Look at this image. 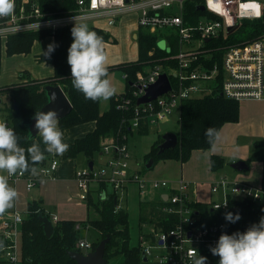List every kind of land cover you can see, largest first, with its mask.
<instances>
[{
  "label": "built area",
  "instance_id": "2783aa9c",
  "mask_svg": "<svg viewBox=\"0 0 264 264\" xmlns=\"http://www.w3.org/2000/svg\"><path fill=\"white\" fill-rule=\"evenodd\" d=\"M187 1L76 0L74 11L46 15L34 0H15L14 13L0 17V38L5 40L9 34L23 31L51 30L54 34L62 26L73 25L75 17L78 22L85 23L105 20L107 26H112L119 15L132 12L139 14L138 27L151 32L166 30L167 34L161 39L165 41L162 48L167 51L163 57L167 63L144 66L137 71L132 84L136 102L130 126L134 131L166 121L176 109L181 115L182 103L186 99L216 92L238 101L264 102V34L226 41L245 20L262 18L264 0H199L200 12L193 16L187 15ZM92 25L108 31L99 24ZM174 48L177 50L174 51ZM163 73L168 75L171 89L148 103L138 104V99ZM119 106L132 107L130 100ZM0 122L13 128L12 122L1 114ZM128 138L129 134L104 138L101 153L108 156L104 163L96 167L94 162L92 168L88 166L76 170L80 200H88L93 182L105 184L103 193L116 194L120 202L118 208L122 206L124 194L131 183L138 185L139 195L144 198L142 202L153 201V192L160 191L155 199L157 209L173 220V225L167 227L158 219L146 221L153 223V227L148 233L140 235L138 247L142 254H146L147 264H193L198 255L207 257L206 264H217V256L211 253L210 246L215 245L223 232L222 225L201 223V216L193 205L200 201L191 194L190 184L184 178L172 184L165 178H144L141 172L132 170ZM49 161L37 168V175L18 169L8 178L15 182L27 179L26 188L31 190L40 179L54 175L59 161L56 158ZM211 191L218 196L208 203L213 211L227 209L233 201L264 204V184L256 186L222 175L213 180ZM24 217V213L16 207L0 213V236L5 241L0 250V263L22 264ZM49 218L53 223L61 220L56 214ZM146 222L143 221L142 225ZM76 227L81 229L82 225L78 223ZM77 247L92 251V242L81 237Z\"/></svg>",
  "mask_w": 264,
  "mask_h": 264
},
{
  "label": "trees",
  "instance_id": "16d2710c",
  "mask_svg": "<svg viewBox=\"0 0 264 264\" xmlns=\"http://www.w3.org/2000/svg\"><path fill=\"white\" fill-rule=\"evenodd\" d=\"M21 2V0H18ZM37 2L46 15L47 14H65L74 11L77 8L76 0H34ZM199 0H189L186 3L187 15L193 16L199 13ZM73 25H66L58 28L54 34L51 30L23 31L9 34L5 41V48L8 55L29 53L36 41L42 40L51 35L57 47L50 56H44L41 52L38 56L40 61L51 63L55 67L53 76L44 79L29 78L15 83H11L0 88V93L9 95V103L0 107V114L7 117L13 124L18 144L27 149L33 142H39L42 151L44 144L39 134L33 138H28V124L33 118V114L38 112L46 103L47 95L45 88L47 85H61L70 99L73 109L64 118L59 120V127L63 130L89 121H95L96 127L93 131L87 133L84 137L77 138L69 144L65 157L76 158L80 153H84L88 162L94 161V155L100 154L106 137H121L133 133L130 121L134 116L135 97L133 86L136 73L139 69L149 64L167 62L163 57L167 51L159 45V40L167 34L166 30L151 32L149 29L139 27L138 34V58L135 61H128L108 67V75L115 68L121 69L126 78V90L123 93L114 94L110 97L109 108L101 110L99 100L86 99L84 94L72 85L70 65L67 63V49L72 42L71 28ZM99 36L103 37V42L116 39L110 32L95 25H89ZM237 31L244 33L245 37L238 39L253 38L264 34V14L262 18L256 20H245ZM236 37L228 38L226 41H234ZM237 39V40H238ZM4 50V39L0 38V68ZM105 53L106 49L104 47ZM177 48H174L176 51ZM25 75L22 74L21 78ZM119 96V100L117 97ZM130 100L132 107H120L119 104ZM240 117V101L228 98L221 92L208 94L205 96L186 99L182 103L180 115V129L177 132L179 143L174 148L160 151V145L163 143V135L160 134L157 140L152 144L150 151L145 155L146 160L154 158V165L161 160L177 159L186 162L193 150L209 149L214 143H209L205 136V129L214 127L218 132L220 128L228 122H236ZM145 135L150 132V126H145L137 131ZM31 167L39 168L49 162L51 154L44 152V159L33 164L25 153ZM253 161H260L263 164L264 171V137L257 139L253 150L246 160L248 164ZM226 163L224 157L213 154L211 156V166L214 170L222 168ZM153 165V166H154ZM106 188L101 183L97 193L91 192L87 203L89 212L95 211L98 217L88 218L86 220L61 219L54 223L55 231L48 238L44 232L40 214L51 217L40 201H30L25 211L24 223L22 227V264H78L70 255V250H78L85 253L77 247L78 240L82 237L80 229L76 226L89 225L98 233L97 241L92 242L94 250L101 240L109 236L106 246V257L108 263L122 256L123 260L118 264H147L143 261L142 251L138 246L130 245V213L128 209L120 205L116 194L102 192ZM157 201L142 202L140 212V222L155 221L158 219L161 223L167 224V227L173 225V220L157 209ZM203 225H222L223 232L231 234L237 230L244 231L254 223H258L261 216H264V204L253 201H233L232 206L224 210L213 211L205 202H194ZM228 211L239 212L240 219L231 223L225 219L224 214ZM149 215H151L149 218ZM87 223V224H86ZM5 241L0 236V250ZM218 262L219 257H215ZM155 264V263H152Z\"/></svg>",
  "mask_w": 264,
  "mask_h": 264
},
{
  "label": "clouds",
  "instance_id": "9594fccd",
  "mask_svg": "<svg viewBox=\"0 0 264 264\" xmlns=\"http://www.w3.org/2000/svg\"><path fill=\"white\" fill-rule=\"evenodd\" d=\"M14 10L15 0H0V17L10 16ZM71 36L73 39L67 49V63L70 65L73 87L82 92L86 99H109L116 89L108 78L103 37L91 30L87 23L78 22L76 17ZM56 47L55 42L49 43L43 55L50 56ZM33 118L44 150L39 142H33L27 149L21 147L13 128L0 122V171L6 170L8 175H12L18 169L29 170L26 151L33 164L44 159L45 151L58 155L67 151L69 145L64 140L55 109L35 112ZM204 134L209 143L219 138V132L214 127L206 128ZM30 171L32 175L38 174L36 167H31ZM16 196L17 191L8 184L7 176L0 175V213L13 206ZM224 216L231 223L240 219L238 211H228ZM210 251L219 257L217 264H264V216L244 231L237 230L231 234L222 232L215 245L210 246ZM206 261V256L198 255L193 264H206Z\"/></svg>",
  "mask_w": 264,
  "mask_h": 264
},
{
  "label": "crops",
  "instance_id": "0c3cea01",
  "mask_svg": "<svg viewBox=\"0 0 264 264\" xmlns=\"http://www.w3.org/2000/svg\"><path fill=\"white\" fill-rule=\"evenodd\" d=\"M134 28L137 31L138 25L135 24ZM52 39V42L42 43L39 50L45 51L47 49V45L54 42V37ZM36 43L37 41L35 44ZM23 63L26 64L28 62L23 61ZM47 64L48 67L46 68H43L42 66H33L31 68L33 72V78L44 79L53 76L55 73V67L51 63ZM1 65L2 67L0 73L7 79L5 82L2 80L4 84L15 83L16 81L14 80L16 79L13 78V75L16 76L19 69L12 67L11 63L3 59V56ZM241 102L244 104L241 105ZM0 107H3V105H0ZM263 123L264 111L262 103L256 102L255 100L240 101L239 120L236 122L225 123L219 130V138L215 140L211 148L206 150H193L190 158L186 162L180 163V160L176 159L168 160L175 161L174 164H167V162H165V168H173V165H178V167L180 166L179 172L176 174L163 175L159 172L146 174L145 172L143 177L148 179L165 178L170 180L172 184H176L181 178H184L190 184L189 191L198 201L205 203L214 201L218 198V196L212 193L211 183L219 176L225 175L222 173V171L224 170V166L227 163H233L238 160L246 161L249 158L255 141L264 137ZM95 127V121H89L69 127L64 130V140L69 145L77 138L84 137L87 133L93 131ZM65 152L63 155L50 153L51 157L49 160L56 158L59 161L57 170L52 177H44L40 179L31 190H27L26 188L27 179H22L15 182L7 178V180L10 181L8 184L17 191V196L14 198L13 206L10 209H15L16 207L25 215V211L27 210L28 203L30 201H40L42 206H44L47 211L48 209L51 210V208H54L56 212H58L55 214L60 219H65V217H60L59 215L63 214L62 216H66L67 210L65 207H67L70 203H74L75 201H78V204L82 201L79 200L80 190L75 176L76 170L80 169L79 160H77V157H65ZM213 154H218L224 157L226 160L225 165L218 170H214L211 166V156ZM99 155H102V153ZM253 163L261 164V171H259V173L258 171L254 170V172L251 174H234V179L229 178L227 175L225 176L230 180H241L252 185L261 186L264 184L263 164L260 161H253L249 164L250 168ZM164 167L162 170L166 171ZM131 169L134 170L132 167ZM158 171H160V169ZM6 175L8 177L7 173ZM130 187L132 188L133 193L135 192L136 194H139V187L136 183L129 184L128 189H130ZM204 189L206 191V195L202 193ZM159 194L160 191L153 192L152 197L154 201L159 196ZM77 195L79 198L78 200L75 198Z\"/></svg>",
  "mask_w": 264,
  "mask_h": 264
},
{
  "label": "rangeland",
  "instance_id": "374dc122",
  "mask_svg": "<svg viewBox=\"0 0 264 264\" xmlns=\"http://www.w3.org/2000/svg\"><path fill=\"white\" fill-rule=\"evenodd\" d=\"M138 19L139 14L136 12L127 13L123 15H119L116 20V24L112 26H107L106 21H99V22H91L87 23L88 26L91 24H99L105 28L111 33V35L116 39V42L106 41L104 42V47L106 49V56L107 66H115L117 64L128 62V61H135L138 58V34L136 33V30L134 28V25H138ZM139 28V27H138ZM137 28V30H138ZM136 34V37H135ZM245 34L236 31L232 37H242L244 38ZM53 36L49 35L46 38L37 41L35 46L32 48V50L29 53H20L17 55H8L6 48H5V41L4 40V51H3V59L7 60L9 63H11L12 67L19 69L17 71V75H13V78L16 79L14 81L18 82L21 80L29 79L30 77L33 78L32 70L31 68L33 66H42L43 68L48 67V64L46 62L40 61L38 56L43 50H39L42 43L46 42H52ZM159 45L162 47L165 45V41L163 39L159 40ZM23 61H27L28 63L24 64ZM2 67V65H1ZM1 71V68H0ZM24 74L25 76L21 78V75ZM2 74L0 73V88L4 87L9 84H4V82L7 80L5 77H1ZM38 77V76H37ZM108 78L110 79L111 83L115 87L116 91L114 94L117 93H123L126 90V78L124 72L119 69L115 68L110 71ZM39 79V78H35ZM4 82H3V81ZM113 94V95H114ZM0 99L2 102L0 105L6 106V104L9 103V95L6 93H0ZM109 101L110 98L107 100L101 99L100 107L102 111H105L109 108ZM256 102L262 103L263 111H264V102L255 100ZM244 104L241 102V105ZM180 111L176 109L171 115H169L168 119L166 121H162L161 123L152 124L150 126V132L148 134L142 135L139 134L137 131H133V133L129 134L128 138V144L130 147V151L132 154V157L130 159L131 167L134 169V171H139L142 174H152V173H162L163 175H170V174H176L179 172L180 166L173 165V168H165L164 163L167 162V164H174L175 161H168V160H161L159 163L152 168H147V163L149 160H146L145 153H147L154 141L159 137L160 134L165 133L167 131H173L177 132L180 127ZM59 157V156H58ZM107 155H94V162L95 166L99 167L104 161L107 159ZM77 160H79V167L80 169H85L88 166V160L84 153H80L77 156ZM174 160V159H173ZM177 160V159H176ZM181 163V161H179ZM232 163H227L224 166V170L222 171L223 174L227 175L229 178L234 179V174H251L254 172V170L261 171V164L259 163H253L251 168L248 170H242L239 171L232 167ZM256 166V168H255ZM165 168L166 171H163L162 168ZM160 169V171H158ZM6 170L0 171V175H6ZM185 173V172H184ZM179 175V174H178ZM180 177V176H179ZM8 178V177H7ZM8 181V180H7ZM241 181V180H240ZM10 182V181H8ZM93 193L96 194L99 189V184L96 182H93L91 184ZM204 195H206L205 189L202 192ZM77 200L78 195L75 197ZM143 197L139 194H136L135 192H132V188L126 190V193L124 194L123 201L121 202L122 206L125 209L129 210L130 213V245L131 246H139V237L142 233H148L152 227L153 223L146 222L145 225H142L140 222V211H141V202L143 201ZM204 199V198H203ZM207 199V198H205ZM80 200V199H79ZM81 201V200H80ZM67 210L66 216H62L63 214H59L60 217H65V219H73V220H85L90 218L98 217L97 213L95 211L89 212L88 210V203L87 201H81L78 204V201H75L74 203L68 204L67 207H65ZM47 211V210H46ZM48 213H50L51 216H53L56 212L54 208L48 209ZM87 224V223H86ZM80 235L82 237H85L89 239L91 242L97 241L98 239V233L90 227L88 224L83 225L80 229ZM84 252H88L89 250L87 248H83ZM0 260H2V257L0 256ZM123 260L122 256H118L115 259H112L108 264H118Z\"/></svg>",
  "mask_w": 264,
  "mask_h": 264
},
{
  "label": "water",
  "instance_id": "95a60500",
  "mask_svg": "<svg viewBox=\"0 0 264 264\" xmlns=\"http://www.w3.org/2000/svg\"><path fill=\"white\" fill-rule=\"evenodd\" d=\"M202 9H205L204 6H201ZM136 37V35H135ZM113 42V38H111ZM171 89V83L168 75L163 73L160 78L151 85L147 90L146 94L138 99V104L148 103L156 99L159 95L167 93ZM47 95V103L39 110L47 111L50 109H55L58 112L59 120L64 119L73 109V105L65 93L61 85H47L45 88ZM1 102V100H0ZM35 120L31 119L28 124L29 133L28 138H35L38 133L34 128ZM163 143L160 145V151L163 152L166 149L174 148L179 143V137L177 132L167 131L163 135ZM91 168L94 166V161H90L88 164ZM154 165V158H150L147 163V168H152ZM232 167L242 171L248 170L250 168L249 164L244 160H238L233 162ZM105 194V193H104ZM39 218L42 222L44 232L48 238H50L54 231L55 226L53 221L47 215L40 214ZM109 236L101 240L97 247L87 253L80 252L78 250H70L69 255L77 261L78 264H108V259L106 257V246L109 241ZM143 261H147L146 254H142ZM3 264V263H0Z\"/></svg>",
  "mask_w": 264,
  "mask_h": 264
}]
</instances>
